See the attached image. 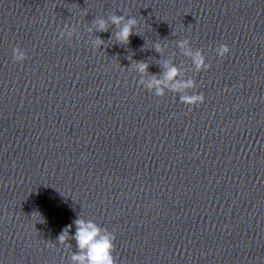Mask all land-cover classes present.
Here are the masks:
<instances>
[{"label": "clouds", "instance_id": "clouds-1", "mask_svg": "<svg viewBox=\"0 0 264 264\" xmlns=\"http://www.w3.org/2000/svg\"><path fill=\"white\" fill-rule=\"evenodd\" d=\"M114 26L115 31L112 32L111 39H115L117 44L127 45L133 34L139 35L134 31L138 28V20L134 16L127 13L117 15L109 14L106 18L103 16L95 17L91 23L84 28L89 34L90 39L87 41L93 49H100L102 45H106L105 40L98 35L97 32H108L109 26ZM58 39L71 41L73 38L81 39L79 23L69 25L64 24L62 29H57ZM176 47L180 54L191 61L192 68L186 69L183 61L180 65L174 63L176 53H170L166 58L159 61L161 72L158 74L149 73V63L147 61L131 62L130 70L138 74V85L150 92L156 97L163 98L166 93L171 92L179 97V101L189 107L203 104L205 96L202 92H196L197 82L189 72L200 73L210 69L211 65L206 62L207 58L202 49H194L189 39H179L175 41ZM167 44L156 42L153 45L155 52L163 56ZM231 49L227 44H219L215 48L217 57L224 58L229 55ZM13 61L23 63L27 58L26 52L20 47L12 49ZM131 59V58H130ZM75 225V234L70 236L69 232L72 225L66 227L58 236L57 243L64 245L65 248H71L68 243L70 239L76 242L77 250L71 252V264H119V257L115 253V233L107 228L98 225L90 219L79 216L73 221Z\"/></svg>", "mask_w": 264, "mask_h": 264}]
</instances>
